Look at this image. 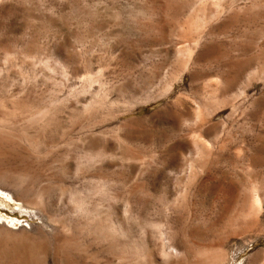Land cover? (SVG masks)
<instances>
[{"label": "rangeland", "instance_id": "obj_1", "mask_svg": "<svg viewBox=\"0 0 264 264\" xmlns=\"http://www.w3.org/2000/svg\"><path fill=\"white\" fill-rule=\"evenodd\" d=\"M0 44V108L27 117L67 109L71 130L53 160L22 142L25 159L11 164L44 166L45 182L63 178L66 163L74 195L52 192L42 211L0 192V264H150L148 241L158 264H264V0H0ZM70 78L83 83L56 105ZM80 92L103 101L104 124L92 114L79 122L72 99ZM82 127L117 157H90L86 178ZM101 178L106 188L96 190ZM97 226L112 243L93 238ZM173 230L185 237L172 240ZM164 236L188 249L185 259L163 254Z\"/></svg>", "mask_w": 264, "mask_h": 264}, {"label": "bare ground", "instance_id": "obj_2", "mask_svg": "<svg viewBox=\"0 0 264 264\" xmlns=\"http://www.w3.org/2000/svg\"><path fill=\"white\" fill-rule=\"evenodd\" d=\"M1 45V44H0ZM4 46V45H2ZM5 47V46H4ZM9 47V46H8ZM34 47V46H33ZM11 48V47H10ZM30 48V47H29ZM28 48V50H29ZM34 49V48H33ZM36 50V49H35ZM30 51V50H29ZM34 51V50H33ZM1 52V51H0ZM3 52V51H2ZM39 51H37V54H38ZM10 53V52H8ZM5 54V53H4ZM22 56V54H21ZM38 55H35L33 52H28L26 53L25 55V58L27 59H34L36 58ZM13 58V57H12ZM22 58V57H21ZM20 58V59H21ZM37 59V58H36ZM44 59V58H42ZM41 59V60H42ZM9 60V59H8ZM13 60V59H12ZM24 59H21L20 61L23 63ZM35 60V59H34ZM32 61V60H31ZM36 61V60H35ZM60 61V60H59ZM16 62V61H15ZM33 62V61H32ZM37 62V61H36ZM42 62V61H41ZM29 63V62H28ZM31 63V62H30ZM47 63V62H46ZM48 63L49 60H48ZM48 63L46 65H48ZM53 64V63H52ZM32 65V64H31ZM59 65V64H58ZM41 66V65H40ZM43 66V65H42ZM50 66V65H48ZM62 66V65H61ZM61 66L59 68H61ZM52 67V66H51ZM64 67V66H63ZM63 69V68H61ZM65 71V70H64ZM63 72V71H62ZM66 72H64L65 74ZM63 74V75H64ZM67 75V74H66ZM65 77V76H64ZM69 77V76H67ZM46 79V78H45ZM52 81V80H51ZM63 83V82H62ZM82 79H74V78H70L68 79L67 81L65 80V84H64V87L63 88H66L68 89L69 91V94L61 99V98H56V105L58 104H61L63 101L65 100H69L70 99V96H72V91H73V87H76V85L80 84L82 85ZM55 85V84H54ZM61 85V84H60ZM79 85V86H80ZM98 85V84H97ZM170 88H172L170 86ZM62 89V88H61ZM63 90V89H62ZM93 91V89H91ZM65 91V90H63ZM23 93V92H22ZM28 93V92H27ZM67 93V92H66ZM93 96V95H92ZM40 95L38 96V99H39ZM74 99H72L73 101V107H82L81 109H83V113L80 114V116L78 117V120L79 122H82L83 119H86V120H93L94 119V116L98 117L95 118L97 119V122H105V120L103 121V117L104 115H106V109L104 108L103 106V101L101 102H94V100L91 98H89L88 94H86L85 92H80L79 94H76L75 96H73ZM54 99V98H53ZM35 101V100H34ZM25 102V101H23ZM154 102V101H153ZM33 103V102H31ZM51 103V102H50ZM151 103V102H150ZM26 104V103H25ZM53 104V103H52ZM29 105V104H28ZM129 105V104H128ZM134 105V104H133ZM139 104H136L134 106H137ZM130 106V105H129ZM127 106V107H129ZM28 107V106H26ZM56 107V106H55ZM69 107V106H68ZM115 107V106H114ZM113 107V108H114ZM132 107V108H131ZM131 109L128 111L129 113H132L134 112L137 108L135 107V109L133 108V106L131 105ZM139 107V106H138ZM2 111L0 112V192H4L6 194H8V196H12L13 198H15L16 200L20 201V202H23L26 206L28 205V207H32V208H37L39 210H42V211H48L49 210V207L42 201L43 197L46 198V196H48L50 193L52 192H58V194H60L62 197L63 195H65L67 193L70 192V195H71V199L74 198V195L72 194V189L71 187L66 183L67 180H71L73 179V177L71 176V170L69 168V165H65L63 164L62 166V169H61V174L63 176V178H60V177H56L54 174L51 173V175H45L46 176V179H45V182H41L39 181V177L41 176H44L42 175V173L44 172V166H40V167H35V168H29L28 166H15V165H12L11 164V161L12 160H18V159H25L24 155L22 154V150L20 147V145L22 144V142H25L27 143L31 148H33L35 145L34 144H37L39 146H42V147H45V149L47 150H50V152L53 154L52 150H55L57 151V149L59 148L60 144L62 143V141L64 140V137L66 136L65 133V129L66 127L63 125L62 123V117H64V113L66 112L67 109H61L57 112V109H55L56 112L52 113V114H49L48 112H46V109L43 110V109H36L34 111H30V113L28 114V117H27V113L29 111H25V110H18V108H16V106H12L10 108H7L3 110V108H0ZM22 109V108H21ZM111 109V108H110ZM70 110V109H69ZM109 110V108H108ZM113 110V109H112ZM20 111V112H19ZM50 111V110H48ZM71 111H72V108H71ZM74 111V110H73ZM76 111V110H75ZM74 111V112H75ZM114 111V110H113ZM19 112V113H18ZM68 112V111H67ZM80 112V111H79ZM92 112V113H91ZM110 112V110H109ZM107 112V113H109ZM71 113V112H70ZM73 113V112H72ZM116 113V112H115ZM78 114V115H79ZM90 114L94 115L90 118ZM118 114H120L118 112ZM126 114V113H124ZM67 115V114H66ZM117 116V114H115ZM111 116V115H110ZM126 116V115H125ZM67 117V116H66ZM69 117V116H68ZM71 117V116H70ZM73 117V116H72ZM115 117V116H114ZM74 119V118H73ZM132 119V118H131ZM77 120V119H75ZM77 120V122H78ZM136 120L135 119H132L130 120L131 122ZM66 121V120H65ZM95 121V120H94ZM120 121V120H119ZM69 122V121H67ZM72 122V121H71ZM70 122V123H71ZM76 122V123H77ZM78 122V123H79ZM84 122V121H83ZM129 122V121H128ZM65 123V122H64ZM81 124V123H80ZM79 124V125H80ZM98 124V123H96ZM102 124V125H103ZM125 124H127L126 122L124 123H121V126H124ZM71 125V124H70ZM78 125V124H77ZM89 125V124H88ZM65 127V128H64ZM68 127V126H67ZM70 127V126H69ZM57 128H62L63 132L61 135H59V133L57 132ZM90 127H82L81 130H85V131H89V133H86L83 134L82 136L79 137V153L81 154L80 156V160H81V167L80 169H78V171H80L82 177H87L90 173V171L87 172V164L89 163L90 160L92 159H95L96 161H98V164L101 163V161H103V159L105 157H111L113 156V159L114 156H115V152L112 151V147H114V145L112 146L111 142H101V139H94V133H92V131H90L89 129ZM71 129V127H70ZM92 129V128H91ZM67 131L69 129H66ZM74 130V129H73ZM30 131H35L34 133H30ZM70 133H71V130H69ZM104 132V131H103ZM68 135V133H67ZM70 135V134H69ZM96 136V135H95ZM113 137V136H112ZM33 138V139H32ZM66 138V137H65ZM71 139V138H70ZM69 139V140H70ZM65 141V140H64ZM109 141V140H108ZM68 142V141H67ZM113 143V142H112ZM5 144H7V146L9 145L10 148H7L5 147ZM36 145V146H37ZM8 146V147H9ZM35 146V147H36ZM77 147V148H78ZM44 149V150H45ZM31 150V149H30ZM36 150V149H35ZM38 150V148H37ZM43 150V151H44ZM25 151V150H24ZM42 151V150H40ZM42 151V152H43ZM26 152V151H25ZM28 152V151H27ZM59 152V151H58ZM35 153V151H34ZM39 153V151H38ZM41 153V152H40ZM48 153V151H47ZM114 153V155H113ZM32 154V153H31ZM37 154V153H36ZM51 154V155H52ZM34 155V154H33ZM39 155V154H38ZM49 155V154H48ZM32 156V155H31ZM30 156V158H31ZM117 156V155H116ZM45 157H48V156H45ZM54 157H56L55 154H53V158L52 160L54 159ZM90 157L92 159H90ZM27 160H28V157H26ZM112 158V157H111ZM39 159V158H38ZM90 159V160H89ZM112 159V160H113ZM36 160V159H35ZM42 160V159H41ZM40 160V161H41ZM51 160V161H52ZM117 160V157L116 159ZM23 162V161H22ZM28 162V161H27ZM30 162V161H29ZM34 162V161H33ZM31 162V163H33ZM36 162V161H35ZM34 162V163H35ZM46 162V161H45ZM56 162V161H55ZM42 163V162H41ZM39 163V164H41ZM192 164V163H191ZM39 166V165H37ZM31 167V165H30ZM53 167V166H52ZM196 167V166H195ZM54 168V167H53ZM199 168V167H198ZM33 169V171H32ZM53 169L52 168H47L45 170V174L47 171H52ZM194 170V169H193ZM32 171V172H31ZM22 172H30L32 173V176H38L36 179L38 181H33V180H30V181H27V182H24V181H21L20 180V177L18 178L17 176H19L20 174H23ZM94 172V171H93ZM192 172L191 175L193 174L194 171H190ZM59 173V172H58ZM79 173V172H78ZM104 173V172H102ZM132 173V172H131ZM200 173V172H199ZM26 174V173H25ZM119 174H122V173H119ZM24 175V174H23ZM31 175V174H30ZM29 175V177H30ZM199 175V174H198ZM26 176V175H25ZM118 176V175H117ZM121 176V175H120ZM124 175H122L123 177ZM22 177V176H21ZM28 177V175H27ZM26 177V178H27ZM122 177H119V179H123ZM192 177V176H191ZM25 178V180H26ZM35 178V177H34ZM199 176H197L196 174H194V179H193V184L195 186H198L200 184H197V180H198ZM24 179V178H23ZM41 179V178H40ZM76 179V178H75ZM103 178L100 179V182L103 184V186H97L98 188L96 190H100V188L102 189V187L106 188L105 187V183H106V180L105 182L102 181ZM192 179V178H191ZM110 180V179H109ZM85 181V179H84ZM113 181V180H112ZM37 182H40L39 184ZM80 182H81V179H80ZM108 182V181H107ZM200 182V181H199ZM86 183V182H85ZM99 183V182H98ZM109 184V183H108ZM139 184V183H138ZM192 184V185H193ZM140 186V185H139ZM38 187V188H37ZM37 188V189H36ZM74 188V187H73ZM146 188V187H145ZM198 188V187H197ZM84 189V188H83ZM151 189V188H150ZM194 189H196L194 187ZM74 190V189H73ZM86 190V189H85ZM134 190L136 191V186L134 188ZM138 190V189H137ZM141 190V189H140ZM81 191V190H79ZM87 191V190H86ZM132 191V190H131ZM134 191V192H135ZM84 192V191H83ZM133 192V193H134ZM75 193V192H74ZM98 193V192H97ZM128 193V192H127ZM131 193V194H133ZM195 193V191H194ZM53 194V193H52ZM84 194V193H83ZM118 194V193H117ZM130 194V193H129ZM139 194V193H138ZM54 195V194H53ZM66 195V196H67ZM78 195V193H77ZM89 195V194H88ZM92 195V194H91ZM100 195V194H99ZM126 195V194H125ZM85 198H87L85 195ZM84 196L82 195V192H80V199L81 197L84 199ZM131 196V195H130ZM61 197V198H62ZM122 197V196H121ZM119 196V199L121 198ZM193 197V196H191ZM50 198V196H49ZM53 198V197H52ZM65 198V197H63ZM67 198V197H66ZM78 198V197H77ZM76 198V199H77ZM117 199V197H115ZM132 198V197H131ZM134 198V196H133ZM56 199V198H55ZM54 199V200H55ZM75 199V200H76ZM81 200L79 201L78 200V203L76 204L77 206H74L76 207V211L77 212H81V211H85L86 210V207H87V199L86 202L84 200ZM129 201V200H128ZM184 201V200H183ZM50 202V201H49ZM73 202V200L71 201ZM76 202V201H75ZM174 202V201H173ZM57 203V202H56ZM89 203V202H88ZM183 203V202H182ZM144 204V203H143ZM52 206V205H51ZM66 206V205H65ZM184 206V205H183ZM53 207V206H52ZM50 207V208H52ZM54 208V207H53ZM115 208V207H114ZM113 210V209H112ZM53 211V210H52ZM75 211V212H76ZM46 213V212H45ZM53 213V212H52ZM118 214V210L117 209H114V214ZM126 214V213H125ZM119 215V214H118ZM123 221V220H122ZM83 222V221H82ZM81 222V223H82ZM97 224V223H96ZM122 225V222L120 223ZM62 225V224H61ZM67 225V224H66ZM118 225V224H117ZM63 226V225H62ZM102 226V224H101ZM123 226V225H122ZM159 226L162 227V225L160 224ZM158 226V228H159ZM65 227V229L68 231V227L66 226H63ZM71 227V226H70ZM98 227V226H97ZM102 228V227H101ZM106 228V227H105ZM122 228V227H121ZM64 229V228H63ZM64 229V230H65ZM82 229V228H81ZM94 229V228H93ZM109 229V228H108ZM63 230V231H64ZM107 230V229H106ZM66 231V232H67ZM70 231V230H69ZM110 231V230H109ZM174 231V230H173ZM172 231V232H173ZM81 232V230H80ZM104 232V234H103ZM106 231H103L102 230V234L100 233V226L96 229H94V232H93V238H95V240H101L103 239L106 243L108 242L109 243H112L111 239L113 237V235L109 232H107L105 234ZM111 232V231H110ZM120 232V231H119ZM69 233V232H68ZM73 233V232H72ZM164 233V232H163ZM162 233V234H163ZM166 233V232H165ZM164 233V234H165ZM114 234V233H113ZM163 234V235H164ZM80 235V234H79ZM115 235V234H114ZM170 235V234H169ZM84 234L82 235V238H83ZM167 236V234H166ZM75 237V235H74ZM78 237V235H77ZM184 238L185 236H183L182 233H180V231H174L173 233V239H176V238ZM165 241L162 245V252L164 255H167L168 257L170 256L173 257L174 259L176 258L177 260L179 258H184L186 257V250L184 252L181 251V249L179 250L176 246H173L170 244L169 242V239L168 237H165ZM76 239V238H75ZM168 239V240H167ZM66 240V239H65ZM80 240V238H79ZM116 240V239H115ZM74 239L72 240V243H75L73 242ZM76 241V240H75ZM78 241V240H77ZM97 241V242H98ZM183 241V240H182ZM66 242V241H65ZM70 243L68 242L67 240V244ZM91 243H94L93 242V239H92V242ZM114 243V242H113ZM65 244V243H64ZM63 244V245H64ZM66 244V245H67ZM185 244V243H184ZM69 245V244H68ZM65 246V245H64ZM73 246V244H72ZM71 247V245H70ZM109 247V246H108ZM107 247V248H108ZM154 248V244L152 245L149 241L147 242V249H146V252L143 254L145 259L150 263V264H158V260H157V257L155 256V249ZM161 248V247H160ZM110 249V248H109ZM113 249V248H112ZM65 250V249H64ZM63 250V251H64ZM142 256V255H141ZM175 259V260H176ZM185 259V258H184ZM182 260V259H181ZM158 261V262H157ZM214 263V262H213ZM174 264V263H172ZM177 264H180V263H177Z\"/></svg>", "mask_w": 264, "mask_h": 264}]
</instances>
